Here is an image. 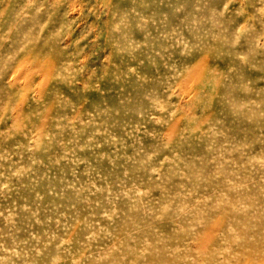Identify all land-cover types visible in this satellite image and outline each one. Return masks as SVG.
Here are the masks:
<instances>
[{
  "label": "rangeland",
  "instance_id": "obj_1",
  "mask_svg": "<svg viewBox=\"0 0 264 264\" xmlns=\"http://www.w3.org/2000/svg\"><path fill=\"white\" fill-rule=\"evenodd\" d=\"M0 264H264V0H0Z\"/></svg>",
  "mask_w": 264,
  "mask_h": 264
}]
</instances>
